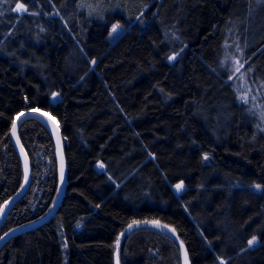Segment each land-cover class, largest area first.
I'll return each mask as SVG.
<instances>
[{
	"label": "trees",
	"instance_id": "trees-1",
	"mask_svg": "<svg viewBox=\"0 0 264 264\" xmlns=\"http://www.w3.org/2000/svg\"><path fill=\"white\" fill-rule=\"evenodd\" d=\"M31 108L58 120L69 181L0 264H184L181 243L191 264H264V0H0V209L25 180L11 129ZM20 137L32 181L0 238L58 196L51 132L29 118ZM145 221L180 243L126 233Z\"/></svg>",
	"mask_w": 264,
	"mask_h": 264
},
{
	"label": "water",
	"instance_id": "water-1",
	"mask_svg": "<svg viewBox=\"0 0 264 264\" xmlns=\"http://www.w3.org/2000/svg\"><path fill=\"white\" fill-rule=\"evenodd\" d=\"M29 118H34L42 122L51 132L55 146H56V157L59 165V190H58V196L56 198V201L54 203V206L52 209L41 219L31 222L26 225H22L19 227H16L9 232H7L2 239H0V249L14 236L28 231L30 229H33L42 223L48 221L59 209L60 204L66 194L67 184H68V163L67 158L65 154V141L62 134V130L60 128V124L56 117L52 115L49 111H46L44 109L40 108H31L29 110H25L20 112L14 124L12 125L11 129V136L13 143L18 150L20 156L23 159L24 165H25V180L20 187V189L8 200L6 201L3 206L0 209V228L4 224L6 218L8 217L10 211L14 207V205L27 193L31 181H32V166H31V160L29 157V154L22 142V139L20 137V128L24 121H26ZM158 221H147V223L144 222H138V223H132L131 227H128L126 229V233L130 234L132 231L137 230L139 228H155L163 231L164 233L171 236L173 239L178 241L180 243V238L176 230L171 227L170 225H167L162 222H158L159 225H166L167 227H157ZM130 226V225H129ZM183 248V257H184V264H185V254H187V264H191L189 254L187 251V248L184 243H181ZM116 262L117 264L120 263L119 255H116Z\"/></svg>",
	"mask_w": 264,
	"mask_h": 264
},
{
	"label": "rangeland",
	"instance_id": "rangeland-1",
	"mask_svg": "<svg viewBox=\"0 0 264 264\" xmlns=\"http://www.w3.org/2000/svg\"><path fill=\"white\" fill-rule=\"evenodd\" d=\"M23 6H24V10L17 11L18 13L23 14V13L27 12V7L25 5H23ZM114 26H118L117 30L115 32L113 31ZM114 26L112 27V31L110 32V35H109V39L112 43H115L119 39V37L123 34V32L126 30V27L121 23H116V24H114ZM172 59H175V56ZM55 99H56V95H55ZM98 166L100 169L104 168L102 164H99ZM177 185H182V188L180 190H177V187H176ZM173 187L179 196L182 195L183 191L185 190V184L184 183H178V184L174 185ZM257 188H259V187H257ZM82 226H83V222L82 223L80 222L77 229H81ZM121 239H122V237H120L119 242H121ZM258 243H259V240L256 238L254 243L251 244V246L257 245Z\"/></svg>",
	"mask_w": 264,
	"mask_h": 264
},
{
	"label": "snow or ice",
	"instance_id": "snow-or-ice-1",
	"mask_svg": "<svg viewBox=\"0 0 264 264\" xmlns=\"http://www.w3.org/2000/svg\"><path fill=\"white\" fill-rule=\"evenodd\" d=\"M16 10H17V11L24 10V6H23L22 4H18V5L16 6ZM117 27H118V26H114V27H113V31H114V32L117 30ZM205 159H207V157H205ZM176 187H177V190H180V189L182 188V185H177ZM257 187H259V186H257ZM134 223H138V222H134ZM144 223H147V221H145ZM156 226H157V227H167L166 225H163V226H162V225H159L158 222H157V225H156ZM129 227H131V225H130ZM0 239H2V238H0ZM254 241H255V237H253V240H250V241H249V244H250V245L253 244ZM185 264H187V254H185Z\"/></svg>",
	"mask_w": 264,
	"mask_h": 264
}]
</instances>
